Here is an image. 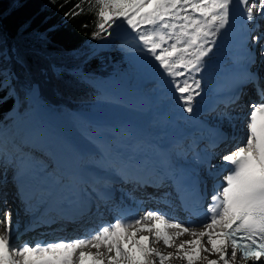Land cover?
<instances>
[{"label":"snow or ice","instance_id":"snow-or-ice-1","mask_svg":"<svg viewBox=\"0 0 264 264\" xmlns=\"http://www.w3.org/2000/svg\"><path fill=\"white\" fill-rule=\"evenodd\" d=\"M85 3L95 16L93 38L111 36L122 26L135 33L134 39L141 46L138 50L168 78L186 113L193 112V103L201 95L202 80L196 77L231 25L234 11L243 6L241 14L248 22L264 19V0H79L65 16L83 14ZM251 40L261 45L259 54L264 58V34ZM256 62L250 51L244 76L222 101L225 111L221 116L231 121L234 109H228L239 102L245 87L252 85L260 96L259 102L248 105L244 141L223 154L219 166L207 155L197 158L210 177L226 173L213 185L203 220L186 224L148 210L139 218L117 219L82 238L14 246L9 210L0 220L6 225L0 234V264H170L173 260L186 264H264V87L259 73L253 71ZM3 72L0 68V88L9 86ZM169 178L162 175V181ZM101 194H106L105 188ZM184 235L192 239L177 244ZM160 242L176 251L164 253L152 246ZM211 255L217 259H210Z\"/></svg>","mask_w":264,"mask_h":264},{"label":"trees","instance_id":"trees-1","mask_svg":"<svg viewBox=\"0 0 264 264\" xmlns=\"http://www.w3.org/2000/svg\"><path fill=\"white\" fill-rule=\"evenodd\" d=\"M78 2L0 0V68L9 85L0 88V126L8 123L12 109L30 107L27 94L34 82L41 102L71 114L103 99L93 80L129 62L115 41L105 49L94 47L105 37L93 38L95 16L87 3L83 14L65 16Z\"/></svg>","mask_w":264,"mask_h":264},{"label":"rangeland","instance_id":"rangeland-1","mask_svg":"<svg viewBox=\"0 0 264 264\" xmlns=\"http://www.w3.org/2000/svg\"><path fill=\"white\" fill-rule=\"evenodd\" d=\"M262 31H264V29H262ZM133 36L134 33H132L130 29L126 26H122L114 29L111 36H107L94 44V47L97 49H105L111 45V42L115 41L118 48H122L126 52L129 62L124 67L116 68L110 77L106 78L104 82L99 83V87L102 85V90L107 88L109 92L102 94L101 98L103 99H97L95 103L90 106V110L107 113L114 117L119 114L137 116L143 119L144 122L153 125L156 130L163 119L167 123V114L175 113L176 110L174 109V105L176 102H174L171 105V109L166 112L167 102L172 101L171 98L165 96L166 93L168 94L171 90L168 78L161 75L158 81L155 80V76L152 72L156 74H159V72L154 67V62L144 64L146 55L138 50L141 46ZM145 86H148V90L145 89ZM163 91H166L165 94ZM146 92L149 93L150 97H147L148 95ZM160 92H163L164 98L158 97ZM27 96L32 107L40 106L42 108H47L53 112L54 116L57 115L58 118L61 120L63 119L71 129L74 130V133L80 135L82 140H87L89 142L90 151L100 154L97 163L108 165L110 161L108 158L109 154L104 153L107 152V149L102 144V140H104L107 135L106 133L103 131H99V133L89 132L82 121L80 112L78 114L75 112L69 114L64 109H59L50 104L41 102L37 97H33L31 93L27 94ZM151 107L154 109L153 114H150ZM236 112L238 111L236 110ZM160 113L163 115L160 116ZM12 114V116H15V114L18 113L13 112ZM0 133L2 134V138L0 137V170L3 172V174L0 175V182H2L3 178H8V172L12 168L14 162L10 154H5V151L9 149L7 145L8 147L9 145H13L14 148L19 149L20 146L15 138H20V136L15 130L12 119H10L6 126H0ZM114 135L116 136V133ZM88 158L87 156V159ZM5 210L0 208V216ZM160 250L164 253L174 252L166 248H160ZM209 258L217 259L214 255L209 256ZM170 264H186V262L173 260Z\"/></svg>","mask_w":264,"mask_h":264},{"label":"bare ground","instance_id":"bare-ground-1","mask_svg":"<svg viewBox=\"0 0 264 264\" xmlns=\"http://www.w3.org/2000/svg\"><path fill=\"white\" fill-rule=\"evenodd\" d=\"M259 19V18H257ZM262 29H264V25H260V30L262 31ZM257 35V34H256ZM134 36H135V33H134ZM133 36V37H134ZM138 42V41H137ZM139 44V43H138ZM261 46V45H259ZM147 63H151L149 62V59L146 58L144 64H147ZM263 71L261 70V73ZM153 75L155 76V80L158 81L159 78L161 77V74H156L155 72H152ZM264 79V77H263ZM145 89L148 90V86L146 87L145 86ZM164 94L166 91H163ZM163 92H160L158 94V97H161V98H164V95H163ZM147 93V97H150L149 93ZM167 97L171 98V97H175L177 99V95L174 93V91L171 89L168 94L166 93ZM157 104V102H156ZM171 103L170 102H167L166 104V107L167 109H169ZM235 112V110H234ZM233 112V113H234ZM160 116H162L163 114L160 113L159 114ZM125 114H119L117 117H124ZM54 117H56L57 120L60 121V123L65 127L64 130L66 132V134L71 137L72 139H74L75 141L79 142V147L83 149V152L84 154H90L92 151H90L89 147V142L87 140H82V138L80 137V135H77L76 133H74V130L71 129V127L62 119L58 118L57 115H55ZM237 118L234 117V119H232V121H236ZM122 140L119 138V137H105L104 140H102V144L104 147H106L107 149V152H104V153H109L112 155V158L113 160H118V159H121L124 157L125 155V149H126V145L123 144L121 142ZM11 147H13V145H11ZM14 148V147H13ZM88 160H92V157L91 156H88ZM121 162V161H119ZM34 166H36V168L39 170L40 174H39V178L43 181V182H49V179L47 178V176L45 175V167L43 166V164L41 163V161L39 160H35L34 161ZM97 170L100 174L101 177L103 176H106V173H107V166L106 165H101V164H98L97 165ZM114 173L115 174H112L108 171V176L110 177L109 178V187H111V183H114V178L112 177H118L120 178V172H119V169H115L114 170ZM3 172L2 170H0V175H2ZM4 179V178H3ZM2 179V180H3ZM1 181V180H0ZM6 186V183L5 182H0V208H2L3 210L5 209H8V210H11L12 207L14 206V200L10 197V196H7L5 193H4V190H5V187ZM114 187V186H112ZM101 194V189L97 192L95 191L94 193V196H93V199H94V202H95V207L96 208H99L101 207L102 211L99 213V211L96 212V216L94 214V217L92 218L93 219V222H98V221H101V220H105L106 218L104 217H107V214H106V211L109 212L110 209L116 205L117 203H120L119 199L115 196H112V195H109V199L107 201H104L102 198L101 199H98V195ZM7 197H6V196ZM101 195H106V194H101ZM144 196L146 198H149V199H152L153 201H158V197L159 195L157 193H153V192H148L146 194H144ZM6 201V203H5ZM3 214V212H2ZM3 219V215L0 216V220ZM73 229H77V228H83V224L81 225H76V226H73L72 227ZM5 231V227L0 224V232H4ZM65 231V230H64ZM84 231V230H83ZM57 231H54V232H47V233H53V234H61L60 232L59 233H56ZM192 239L191 236L189 235H184L183 237H180L176 240V243L179 244L182 240H190ZM153 247H159L160 248H166V249H170L171 251H176V249L173 247V248H168L166 247L162 242L160 243H154L152 245ZM204 255H207L204 254ZM217 258V257H216ZM238 264H243V262H238Z\"/></svg>","mask_w":264,"mask_h":264},{"label":"water","instance_id":"water-1","mask_svg":"<svg viewBox=\"0 0 264 264\" xmlns=\"http://www.w3.org/2000/svg\"><path fill=\"white\" fill-rule=\"evenodd\" d=\"M38 91H39V86L36 82H34L31 86V93L32 95L36 98L38 95Z\"/></svg>","mask_w":264,"mask_h":264}]
</instances>
